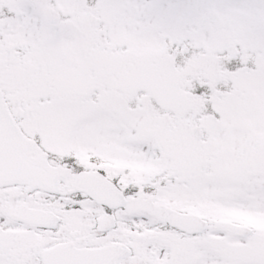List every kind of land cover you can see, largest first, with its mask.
Segmentation results:
<instances>
[{
    "label": "snow or ice",
    "instance_id": "obj_1",
    "mask_svg": "<svg viewBox=\"0 0 264 264\" xmlns=\"http://www.w3.org/2000/svg\"><path fill=\"white\" fill-rule=\"evenodd\" d=\"M0 264H264V0H0Z\"/></svg>",
    "mask_w": 264,
    "mask_h": 264
}]
</instances>
